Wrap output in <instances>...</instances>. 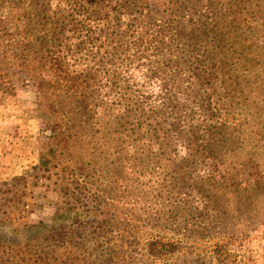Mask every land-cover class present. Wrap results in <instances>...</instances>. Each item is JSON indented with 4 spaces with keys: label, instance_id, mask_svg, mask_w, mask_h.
Returning <instances> with one entry per match:
<instances>
[{
    "label": "rangeland",
    "instance_id": "rangeland-1",
    "mask_svg": "<svg viewBox=\"0 0 264 264\" xmlns=\"http://www.w3.org/2000/svg\"><path fill=\"white\" fill-rule=\"evenodd\" d=\"M8 183V234L57 211L113 264H264V0H0Z\"/></svg>",
    "mask_w": 264,
    "mask_h": 264
},
{
    "label": "trees",
    "instance_id": "trees-1",
    "mask_svg": "<svg viewBox=\"0 0 264 264\" xmlns=\"http://www.w3.org/2000/svg\"><path fill=\"white\" fill-rule=\"evenodd\" d=\"M49 152L53 154L52 150H49ZM49 152H42L40 154L37 167L44 166L46 168L45 166L49 163V159L47 158ZM25 177L26 175L14 177L11 181H14V183L24 181ZM8 186L10 187V183L0 188V264H113L111 250L102 249L95 251L91 247L95 240L91 245L88 244V231H86L84 223V225L77 223L76 220L70 222L63 220L64 222H60L58 219L62 214L57 213V211L51 217L53 222L51 223L52 225L50 224V228H48L50 232L54 229H58V232L54 233L51 238H48L49 234L44 237L40 235L43 227L49 226L42 219L35 223L23 221L13 230L14 234L11 230L10 234H8L5 226L6 224L12 225L11 219H8L6 216L11 213L8 207L11 208L15 203L17 205L21 201L22 196V193L19 194V190L22 188L19 185L14 188L16 190L12 194L14 197L11 199L6 198L4 192ZM71 208L68 205L63 209V214L70 215ZM64 219H66V216ZM45 239L49 240L47 244L45 243L42 246V240ZM97 242L98 238L96 239ZM175 245V243L170 241L153 240L149 244L148 253L156 258H162L171 254L176 247ZM88 246H90L89 249ZM215 246L218 248L214 250L216 264L235 263V254L227 249L225 245L215 242ZM57 259L58 262L55 263Z\"/></svg>",
    "mask_w": 264,
    "mask_h": 264
}]
</instances>
